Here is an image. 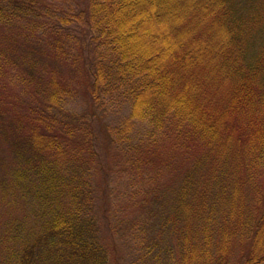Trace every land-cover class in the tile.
I'll use <instances>...</instances> for the list:
<instances>
[{"label":"trees","instance_id":"1","mask_svg":"<svg viewBox=\"0 0 264 264\" xmlns=\"http://www.w3.org/2000/svg\"><path fill=\"white\" fill-rule=\"evenodd\" d=\"M52 2L0 0V13L8 25L28 36L49 30L50 45L63 59L79 60V51L86 52L84 67L97 104L113 108L122 104L128 111L120 129L108 137L116 142L125 163L149 167L158 161L164 142L181 148L196 141L205 150L194 159V166L207 164L209 177L230 168L226 171L232 180L225 197L228 213L209 218L215 226L204 237L203 252L186 235L180 245L181 260L200 264L201 254L209 260L216 240L213 264H227L235 242L241 249L230 264H264V193L258 191L249 208L241 193L243 182L250 185L264 169V0H82L81 11H66L59 18L77 34L82 30L80 41L73 35L62 40V25L54 22L58 16L53 10L71 6L62 8ZM89 54L93 56L86 61ZM50 88L51 96L33 113L39 130L31 133L27 145L60 154L70 138L87 140L92 134L85 127L78 136L57 127L55 106L70 91L61 83ZM135 130L140 132L136 140ZM240 172L246 174L244 181ZM12 178L25 189L34 180L26 170ZM76 183L74 177L63 182L73 197ZM9 187L16 189L10 182ZM46 195L45 186L33 191L36 197ZM58 208L65 215L75 209ZM65 215L55 225L48 215L43 237H50L45 243L36 236L26 243L17 264L103 263L99 240H91L87 229L80 230L78 216L67 219ZM248 222L250 234L245 239Z\"/></svg>","mask_w":264,"mask_h":264},{"label":"rangeland","instance_id":"2","mask_svg":"<svg viewBox=\"0 0 264 264\" xmlns=\"http://www.w3.org/2000/svg\"><path fill=\"white\" fill-rule=\"evenodd\" d=\"M52 5L71 6L69 10H53L58 16L54 22L60 23L62 13L81 11L82 0H53ZM60 24L63 41L70 35L79 41L83 38L80 28L77 34L73 27ZM28 34L8 25L0 13V262L17 264L22 247L35 236L45 243L50 237H43L48 215L55 225L65 215L58 208L64 205L75 208L66 218L78 216L80 230L87 229L91 240H99L102 264H186L180 251L186 235L203 252L204 237L212 234L215 226L209 218L228 213L225 197L232 184L227 174L230 168L209 177L207 164L194 166V159L205 150L196 141L181 148L171 147L172 141L164 142L158 161L149 167L125 163L116 142L108 137L120 129L128 111L122 104L115 108L97 104L84 67L86 52L79 51V60L63 59L50 45L49 30ZM92 56L87 55L86 61ZM56 83L70 91L55 106L57 127L77 136L85 127L92 134L87 140L70 138L60 154L27 145L31 133L39 130L33 113L46 103L52 93L50 85ZM118 109L122 111L116 112ZM135 131L132 137L136 140L140 132ZM19 170L32 174L34 180L27 189L12 178ZM40 170L50 176L39 175ZM261 171L250 185L243 182L242 201L248 208L253 207L258 191L264 193V169ZM238 176L243 181L246 178L244 172ZM72 177L78 186L75 197L63 187V182L68 183ZM9 182L15 190L10 189ZM44 186L46 197L33 196V191ZM174 191L181 199L175 198ZM205 203L202 209L197 207ZM249 226L250 222L243 231L245 239L250 234ZM216 246L214 240L209 260L201 254L197 261L213 264ZM240 249L241 244L235 242L227 264L238 258Z\"/></svg>","mask_w":264,"mask_h":264}]
</instances>
